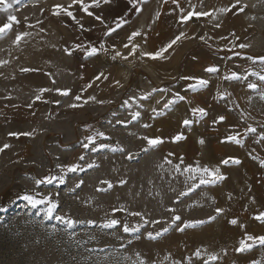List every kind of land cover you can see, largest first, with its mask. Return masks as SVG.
<instances>
[{
	"label": "rangeland",
	"instance_id": "374dc122",
	"mask_svg": "<svg viewBox=\"0 0 264 264\" xmlns=\"http://www.w3.org/2000/svg\"><path fill=\"white\" fill-rule=\"evenodd\" d=\"M69 3L71 0H20L8 13L0 11V23L6 21L9 13L19 20L10 33L0 37V60L9 61L0 67V82L5 84L13 76L19 101L32 105L29 118L0 126V147L5 143L11 145L0 152V264H138L139 259L147 264H173L174 260L187 264L189 256L192 264H202L193 255L197 248L202 254L204 249L220 254L217 264H251L253 260L264 264V247L257 246L245 253L233 250L245 232L264 235V224L252 218L264 211V167L260 166L264 160V141L255 142L264 131V101L247 88L248 81L224 79L230 70L242 75L248 67L259 70V64L253 65L246 57L264 55V0H241L248 5L244 12L236 9L227 14L214 12L216 19L193 17L186 23L179 18L191 11V6L197 11H213L229 7L234 0H179L180 7L172 0L167 3L146 0L136 3L139 12L129 0H110L99 8L89 9L101 16L103 23L74 6L70 10L85 30L67 16L52 15L54 4ZM120 18L127 22L106 35ZM217 23L219 28L215 27ZM25 31L31 35L18 47L13 45L16 33ZM134 31L141 33L132 41L139 45L136 54L128 60L120 57L113 60L116 51L125 56L131 51V45L124 48V44ZM181 32L187 38L177 41L164 52L163 58L140 55L159 51ZM201 36L205 39L201 40ZM77 43L97 49L103 43L107 51L87 56L85 51L73 49ZM239 43L251 47L233 48V44ZM235 52L242 55L236 56ZM213 65L219 67L218 73L205 71ZM22 68L33 70L22 72ZM100 73L108 79L96 80ZM185 77L202 78L209 84L193 89L189 85L195 80ZM89 84L91 87H87ZM40 88L52 91L35 101ZM56 89L70 90V95L64 96ZM218 91L230 95L220 99ZM177 93L185 99L165 108ZM77 95L82 97L77 103L83 107L70 108L68 105L75 102ZM91 96L96 101L84 103ZM145 96L148 98L144 99ZM195 107L205 108L208 115L190 128L184 127L183 120H196L190 111ZM136 112L140 115L133 120ZM219 116L225 119L213 123ZM249 125L257 133L245 135ZM33 130L32 137L8 135ZM98 132L105 135L96 136ZM236 132L244 140L242 146L222 143ZM178 133H183L185 139L173 142ZM88 136H95V142L85 148ZM144 136L162 137L164 142L144 152L142 149L147 147L141 139ZM201 139L203 144L199 142ZM100 144L108 147L99 148ZM93 147L98 150L93 151ZM169 153H174L168 157L173 164L183 157L184 165L199 161L202 166H219L226 179L214 185H201L181 196L198 180L186 183L185 176L165 162ZM129 154L133 155L132 160L127 158ZM80 156L84 159L80 160ZM227 157L238 158L241 163L221 164ZM93 162L98 167L88 168ZM71 164H80L85 170L62 172L63 167ZM47 175H63L64 183L53 181L39 186L34 183ZM80 180L84 183L76 188ZM102 180L110 181L113 187L97 191L107 188L100 183ZM120 180L126 183L121 185ZM26 192L51 196L59 205L53 216L64 215L79 223L66 229L54 218L44 220L43 209L47 205L32 208L20 198ZM121 207L126 211L113 212ZM170 208L176 212L168 211ZM216 208L224 211L212 222L184 232L170 230L156 240L146 237L148 231L155 233L168 227L174 214L182 220L207 221L216 215ZM131 212H140L145 219L161 223H149L139 233H124L123 223L130 226L142 223L141 217L132 216ZM109 218L118 219L121 224L115 229L101 228ZM233 218L238 220L235 226L229 223ZM89 220L96 223L90 225ZM241 224L246 227L242 229ZM222 249L227 250V255Z\"/></svg>",
	"mask_w": 264,
	"mask_h": 264
},
{
	"label": "snow or ice",
	"instance_id": "6c2138e0",
	"mask_svg": "<svg viewBox=\"0 0 264 264\" xmlns=\"http://www.w3.org/2000/svg\"><path fill=\"white\" fill-rule=\"evenodd\" d=\"M139 2H146V0H129V3L133 4V7L136 9L137 12L140 11L139 8H136V3ZM165 3H167V0H164ZM20 0H0V11L8 13L9 9L12 8L13 4H19ZM101 3L108 4L110 3V0H90V2L85 3V0H71V3H69L67 6L63 4H54L52 7V15L54 16H67L71 20L75 22V24L81 29H84V25L81 23L80 19H77L76 15L74 12L70 9H72L74 6H79V9L84 12L87 16H94V18L98 21H101L103 23L102 17L95 15L93 12L89 11L90 8H99L101 6ZM173 4H176L177 7H180L179 5V0H172ZM191 6V5H190ZM248 7L247 4H242L241 0H234V3H232L229 7H221L219 9H215L213 11H197L195 6H191L192 10L188 11L186 14H182L180 16V22L181 23H186L189 20H191L193 17L199 19L201 17H211L212 19H216L217 17L214 15V12H219L221 14H227L229 12H232L233 9H236L238 12H244V10ZM184 12V9L181 8V13ZM160 13L157 12L156 16L157 18L159 17ZM255 19V17H252ZM127 21H125L123 18H120L116 24L115 27H109L108 31L106 32V35H111L113 32H115L118 28L122 27ZM37 23H42L41 21H37ZM19 24V20L16 15H13L9 13L6 17V21L3 23H0V37H4L8 33H10L14 25ZM31 27V25H29ZM215 27L219 28L220 24L217 23ZM43 31V29H41ZM139 31H134L128 36V43L124 44V48H129L131 45V51L128 53L127 56L123 55L121 52L116 51L115 55L112 57L113 60H115L117 57H120L123 60H128L130 56H134L137 52V49L139 48V45L133 44L132 41L134 40L135 37L140 36ZM30 32H17L15 35V38L12 41V44L15 46H19L21 42L28 36H30ZM232 36L235 37L236 40H239V37L235 36V33H231ZM181 38H187L186 33L181 32L179 35H177L173 40H171L164 48H161L159 51H156L154 53H148V52H141L140 55L142 57H150L151 59H157V58H163L164 52H166L168 49L172 48L173 45L177 43ZM201 40H204L205 37L201 36ZM221 39H227V37H221ZM240 48V49H247L250 48L251 45L247 43H239V44H233V48ZM73 49H81L85 51L87 56H93L98 54L100 50L107 51L105 49V46L103 43L100 44L99 49H97L95 46H88L85 47L83 44L77 43L73 46ZM64 51L71 55V51L68 48H65ZM228 51H232V49H228ZM234 55L236 56H241L242 54L240 52H235ZM231 59V57H229ZM248 61H251L253 65L259 64V70H255L252 67L245 68L243 70V75L236 72V71H229V74L224 76L225 80H235V81H248L247 83V88L250 89L252 92L257 93L259 95L260 100L264 101V55L260 56H253V55H248L246 57ZM8 60H0V67H3L4 65L8 64ZM33 69L29 68H22V72H28L32 71ZM206 72L212 74V73H218L220 71L218 66H209L205 69ZM101 77L103 79L107 80L108 77L104 75L103 73H100L95 77L96 80H100ZM249 77H255L256 80H249ZM185 79H193L195 80V83L192 85H189V87L193 89H199V88H205L209 84L208 80L202 79V78H195V77H185ZM259 81V83H257ZM119 84V81L116 82ZM87 87H91V84H89ZM52 91V89L48 88H40L38 89V94L35 96V101H40L43 97V94L46 92ZM56 91L64 96L70 95V90H61V89H56ZM155 91V89H154ZM161 91H166V89H161ZM226 95H230V93H222V92H217V96L220 99H224ZM144 99H147L148 97L145 96L143 97ZM82 97L80 95H77L74 97V103L69 104L68 106L70 108H76V107H83V104L77 103L81 101ZM185 99L184 96L179 95V93L175 94V100L169 101L164 105L165 108H168L171 104L175 103L176 100L183 101ZM89 100L91 101H96L95 96H91L88 98V100H85L84 103H88ZM99 103H105V101H98ZM108 103H111V101H108ZM127 103V101H125ZM31 107V104L29 105ZM192 116L196 118V120L192 119H185L182 121V125L184 127L190 128L191 125L196 122L198 123L200 119H203L208 115V112L205 108L203 107H195L190 109ZM153 112H156L155 109H153ZM157 115H160L162 113H156ZM140 113L136 112L135 115L132 117L133 120H135L137 117H139ZM245 113H241V117L243 118ZM225 119L224 116H219L216 120L213 121V123H218L222 122ZM147 127V125H145ZM35 130L32 132H10L8 135L10 137H16L19 138L21 136L25 137H32L34 135ZM247 133H252L255 134L257 133V129L255 127H252L249 125L246 129L245 135ZM105 134L103 132H98L96 133V136H101L103 137ZM88 143H85L83 146L85 148H88L90 143L95 142V136H88L86 137ZM141 139L145 140L147 143V147L142 149V151L147 152L149 149L157 148L160 144L164 142V139L162 137H148L144 136L141 137ZM185 139V136L183 133H178L176 134L172 140L173 142H179L181 140ZM261 141H264V131H261L258 134V139L255 141L256 143H259ZM201 144L204 143L203 139L199 141ZM223 142H230V143H235L237 145L242 146L244 143V140L239 132H236L235 134L228 135L227 137L224 138ZM11 147L10 144L5 143L2 147H0V152H3L4 150L8 149ZM108 147L105 144H100L99 148H105ZM93 151H97L98 149L96 147H93ZM113 151H116L117 149H112ZM120 151H123V149H119ZM174 153H169L168 156L165 157V162L170 165L173 170L180 174L185 176V182L187 183L188 181H197L198 183H192L189 187L187 192H182L180 195L181 196H187L188 193L194 191L196 188H199L201 185H208V184H216L219 181H223L226 179V177L221 173L220 167L215 166V167H210L208 165H201L199 161H196L194 164H187L184 165V158L180 157V162L173 164L172 160L169 159L168 157L173 156ZM129 160H132L134 157L132 154H129L127 157ZM80 160L84 159V156L79 157ZM253 159H256L253 157ZM221 164L227 166L229 164H235L238 165L241 163V161L238 158L235 157H227L220 162ZM260 166L264 167V160L260 161ZM59 167V166H58ZM88 168H93V167H98V165L93 163H89L87 165ZM62 172H77V171H84L85 169L83 166L80 164H71L68 166L63 167ZM53 181H58L59 183H64V176H55V175H47L41 179H35L34 183L39 186L41 184L47 183L51 184ZM84 181L80 180L75 187L80 188L83 185ZM102 185H107V188H98L97 191H107L108 189H111L113 187L112 183L107 180H102L100 181ZM119 183L123 185L126 183L124 180H120ZM39 196V198H37ZM24 201L27 202L28 205H30L32 208H37L39 205L46 204L47 207L43 209L44 213V220H51L55 219L56 221H59L61 224L65 226L66 229H72L79 221H76L74 219H71L69 217H66L64 215H55L53 216L54 212L58 208V202L55 201L51 196H44L40 195L39 193L36 194H30L26 192L23 196L20 197ZM254 201V198H253ZM116 211H126L123 207L118 208V209H113V212L115 213ZM168 211L175 213L176 209L175 208H170ZM224 209L222 208H216L215 216H210L207 221L204 220H182V217L178 214H174L171 218V223L169 224L168 227H164L161 231L157 232H152L148 231L146 233V237L149 240H156L165 233L169 232L170 230H175L178 232H184L186 229L189 228H195L198 225H202L206 222H212L216 219L217 216L221 215L223 213ZM132 216H138L141 217L142 223L136 224V225H129L128 223H123L122 226V231L124 233H129V234H134V233H139L141 228H143L145 225H148L149 223L151 224H159L161 221L159 220H148L143 217V214L140 212H131L129 213ZM254 220L264 224V211H259L257 214H255L252 217ZM180 222V223H178ZM88 224H95L96 222L93 220L87 221ZM229 223L233 226L237 225L238 220L236 218H233L229 221ZM121 224V221L115 218H109L106 219L100 227L103 229H115L118 225ZM240 227L243 229L246 227V225L241 224ZM53 229L55 230V226H53ZM70 237L74 236V233H69ZM139 236H136V239H139ZM120 239V237H118ZM131 241H129L130 243ZM79 244L80 242L77 241ZM86 243V242H85ZM261 246L264 247V235H252L247 232H245L244 236L241 237L238 241V247H235L233 250L236 253H245V252H250L252 251L255 247ZM103 251V250H101ZM222 252L224 255H227V250L222 249ZM193 255L198 259L202 261V264H217V262L221 259L220 254L215 253V252H207V249L203 250V254L200 248H197ZM137 256L139 257V253H137ZM165 259H168V257H165ZM138 264H147V261L144 259H139ZM173 264H183V261H177L174 260ZM187 264H192V257L189 256L187 257ZM251 264H260L259 261L253 260Z\"/></svg>",
	"mask_w": 264,
	"mask_h": 264
},
{
	"label": "crops",
	"instance_id": "0c3cea01",
	"mask_svg": "<svg viewBox=\"0 0 264 264\" xmlns=\"http://www.w3.org/2000/svg\"><path fill=\"white\" fill-rule=\"evenodd\" d=\"M15 84L13 76L5 84L0 82V126L13 123L20 118H29L32 115V105L29 107L31 103L19 101Z\"/></svg>",
	"mask_w": 264,
	"mask_h": 264
}]
</instances>
